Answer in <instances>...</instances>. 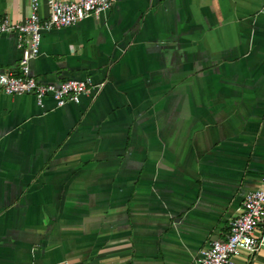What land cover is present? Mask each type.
I'll return each mask as SVG.
<instances>
[{"label":"crops","instance_id":"0c3cea01","mask_svg":"<svg viewBox=\"0 0 264 264\" xmlns=\"http://www.w3.org/2000/svg\"><path fill=\"white\" fill-rule=\"evenodd\" d=\"M20 55L1 34L0 72ZM29 73L102 87L61 107L0 89V264H189L262 183L264 0H116L42 31ZM257 236L234 264H264Z\"/></svg>","mask_w":264,"mask_h":264},{"label":"built area","instance_id":"2783aa9c","mask_svg":"<svg viewBox=\"0 0 264 264\" xmlns=\"http://www.w3.org/2000/svg\"><path fill=\"white\" fill-rule=\"evenodd\" d=\"M116 0H45L47 14L40 17L38 1L29 0L25 17L11 22L0 18V35L13 33L21 50L16 72H0V89L6 95L31 94L38 106L49 97L55 107L78 103L81 95L96 92L102 83L66 79L59 83H40L29 73V62L39 54L42 31L74 25L85 18L98 19ZM264 220V177L260 186L247 191L241 201L239 214L228 224L222 239H214L199 249L189 264H234L233 258L241 252L245 258L260 244L258 226Z\"/></svg>","mask_w":264,"mask_h":264}]
</instances>
